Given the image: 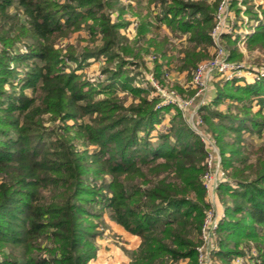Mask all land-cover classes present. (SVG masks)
Listing matches in <instances>:
<instances>
[{"label": "trees", "instance_id": "trees-1", "mask_svg": "<svg viewBox=\"0 0 264 264\" xmlns=\"http://www.w3.org/2000/svg\"><path fill=\"white\" fill-rule=\"evenodd\" d=\"M150 2L158 13L142 19L137 30L148 44L145 51L166 54L168 37L160 34L165 24L176 36L188 35L179 52L181 70L209 56L216 1ZM109 4L0 0V264H88L105 228L104 212L140 238L137 259L123 264H197L198 235L208 208L201 182L206 147L179 112L165 130L156 129L164 117V107H156L159 97L148 91L139 96L142 91L130 86L132 77L121 78L124 65H136L124 58H140L142 47L121 35L126 23H112ZM79 30L86 32V45L57 46L59 38ZM147 31L154 36L145 40ZM25 38L27 53H12L9 48ZM247 40L251 47L264 48V22ZM100 55L107 64L99 72L105 79L93 85L80 71L90 59L99 62ZM114 60L118 65L111 67ZM13 62L25 66L19 82L10 68ZM72 62L76 65L70 69ZM227 82L228 89L217 86V97L199 115L219 147L226 173L217 187L229 201L223 200L216 254L231 264L253 244L256 264H264V77L245 86ZM6 83L13 88L10 94L1 87ZM120 87L129 88L139 102L125 106L116 94ZM224 98L230 101L219 109ZM45 115L59 125L46 131ZM227 131L258 135L262 143L254 161L234 149L225 157ZM76 141L94 150L80 151Z\"/></svg>", "mask_w": 264, "mask_h": 264}, {"label": "rangeland", "instance_id": "rangeland-1", "mask_svg": "<svg viewBox=\"0 0 264 264\" xmlns=\"http://www.w3.org/2000/svg\"><path fill=\"white\" fill-rule=\"evenodd\" d=\"M150 1L151 0H110L109 15L112 23H126L119 29V32L121 33V35L124 36L126 40H128V42L138 40V45L142 47V49L139 50L137 55V57L140 58H124L126 61H128V63L132 62L136 65H124V70L121 74V78L125 77L126 75L132 77L130 86L133 89H138L142 91L139 96H144V92L148 91V95L157 96L160 99L161 97L158 96L159 94L156 93L153 84H151V82L148 80L149 77H152L162 91L173 92L185 101L186 104L181 107L177 106L176 104L163 106L164 117L162 118V122L158 126H156V129L165 130L164 125L170 123L171 118L173 116H176L177 112H179L183 119L186 121V123L189 125V127L194 130L195 133L199 134L200 137L202 135H205V137L207 136V138L212 141L210 147L211 161L209 166L206 165V171H210L211 173H213L214 171H217V169L222 168L221 154L217 143L209 135L210 133L203 131L205 130L204 128H206V126L200 120L199 115L204 113V111H200V108L203 105L210 104V102H212V100L217 97V86H219L221 91H226L228 88L225 84L228 82L223 79H216L215 77H212L211 81L208 83V87L206 88V90L201 91L199 94H197V88L194 87V85L192 84V74L195 70V67L186 70L180 69V59L182 57V53L179 52L185 48L186 39L188 35L183 34L181 37L176 36L175 34L169 32V29L166 28L165 24H161L160 34L161 36L166 35L168 37L169 49L167 50L166 54L163 56L159 52L155 54V50H153V48H150V52L145 51L148 44L144 43V41L139 39L137 30L142 19H147L149 16L153 18L152 16H154L155 13L158 11L157 8L154 7L153 2ZM215 1L218 5L219 0H207V2L210 4H214ZM14 9L15 8H9L8 11L13 12ZM229 13L230 20L234 21V30L232 33L225 35H230L231 39L230 41H228L225 37H222V35L219 38V42L223 44V47L226 50L229 60L231 62L241 63L250 69H264V48L251 47L248 45L247 40V36L251 35L254 32V29H256L257 25L261 22H264V0H234L231 2ZM153 33V31H147L145 40H148L149 38L153 37ZM85 38H87L85 30H79L77 32L71 33L68 37H64L61 39L59 38V44L57 46L65 47L67 43H76L77 41H79L81 45H86L87 40H85ZM160 40L161 37L158 38L157 42H159ZM121 43L123 44V46H125L126 44V42L124 41H122ZM27 44H30L28 38L21 39L18 40L17 43L9 49L12 51V53L18 52L24 54L27 53L29 48ZM1 50L2 46L0 44V51ZM208 50L210 53L209 56L199 62L208 60L212 57L211 55H213L214 51L213 47L211 48V50ZM103 59L104 56L100 55L99 62L90 59L88 60V65H86L85 63V65L81 67L82 69L80 73L84 75V79L89 80L93 83V85H98L99 83H101L102 80L105 79V75L101 77L99 73L101 69L105 67V65H107L103 63ZM159 63H163L162 67L156 66L159 65ZM75 65L76 63L72 62L71 67L69 68L73 69ZM117 65L118 60H114L111 67H115ZM10 68L13 71L16 70V76L14 75V77L15 81L19 82L24 73V64H16L13 62L10 64ZM245 77L246 78H244L243 81L238 80L234 82L235 85L245 86L247 84H253L254 82L259 81L261 78H263L264 75L259 76V79H257L252 74L245 73ZM1 87L8 94L13 91L12 86L7 83ZM15 89L18 90L19 86L17 85ZM25 94L30 95L31 89H27L25 91ZM116 94L118 95V97L123 99L125 106L130 105L132 102L138 103L140 100L139 96H135L130 93L129 88L120 87L117 89ZM99 96L101 97L102 95ZM229 101L230 100L224 98L223 101L218 104V108L224 109L226 103H229ZM252 108L254 111L259 108L255 101L253 102ZM49 117V115H45L43 117L44 126L47 129L46 131H51L55 127V125H59L58 121H53ZM67 124L71 125L73 124V121L69 120L67 121ZM5 129L9 131L10 135L13 134L12 128L7 127ZM156 131H154L153 134H155ZM222 138L227 147L224 151L225 157H228V155L230 154V149H234L238 154L247 156L248 162L254 161V150L257 147L261 146L262 143V140L258 137V135L246 132H241L240 134H238L232 131H227ZM49 139L50 137L46 136L44 138V142H48ZM76 143L78 145L77 149L80 151L85 149L91 153L94 150V146H82L77 141ZM230 143L234 144L227 145ZM205 160L206 158L203 161L204 163ZM233 161L236 163V158ZM104 177L108 181L109 176L105 175ZM88 178L92 179L93 175L89 174ZM100 180L101 179L97 181L98 184L100 183ZM224 199L229 201V198L226 196V194L219 193L218 189L213 190L211 193H207V191L205 190V202L208 204V208L211 206V204H213L212 206L217 211H220V209L223 210ZM207 209L205 210L207 211ZM223 217L224 212L222 218ZM100 219L103 221L104 227L105 223L110 220L106 212L101 215ZM104 230L102 235L104 234ZM114 240L116 241V244L119 245L122 252L125 253V255H127L128 257L133 256L134 250H132V248L134 247L131 245L132 243H130L129 245L127 243V245L124 246V244L122 245L123 242L119 239L114 238ZM246 248L256 250V247L253 244H250L249 247ZM8 251V248H4L5 253H8ZM196 256L198 258L197 252ZM214 257L215 261L219 264H225L220 259V257H218L217 254H215ZM0 258H2V253H0ZM186 263L187 260L181 261V264Z\"/></svg>", "mask_w": 264, "mask_h": 264}, {"label": "built area", "instance_id": "built-area-1", "mask_svg": "<svg viewBox=\"0 0 264 264\" xmlns=\"http://www.w3.org/2000/svg\"><path fill=\"white\" fill-rule=\"evenodd\" d=\"M232 1L234 0L218 1L215 12V24L210 32L213 42L212 47L214 49L213 55L210 59L199 62L192 74V84L197 88V94L206 90L212 77L236 82L238 80L243 81V79L246 78L245 73L252 74L257 79H259V76L264 75V69H250L241 63L231 62L223 44L219 42L221 35L232 33L234 30V21L230 20L229 13ZM148 80L153 84L156 93L159 94L158 96L161 97L160 102L156 106L157 108L171 104H176L181 107L186 104L185 101L175 93L162 91L152 77H149ZM202 136L201 141L204 143L207 150V157L204 164L205 166H209L211 161L210 147L212 141H210L207 136ZM225 180L226 174L222 168L217 169V171L213 173L205 171L201 178L202 185L207 193L216 190L218 185ZM212 205L213 204L205 211L199 230L198 244L196 246V252L198 254L197 264H219L215 261L214 255L216 254L218 242L217 229L223 216V210L220 209V211H217ZM258 262V252L255 249H245L244 254L235 257L231 264H256Z\"/></svg>", "mask_w": 264, "mask_h": 264}, {"label": "crops", "instance_id": "crops-1", "mask_svg": "<svg viewBox=\"0 0 264 264\" xmlns=\"http://www.w3.org/2000/svg\"><path fill=\"white\" fill-rule=\"evenodd\" d=\"M211 48L209 49L211 50ZM104 229V234L98 239L96 256L88 262L89 264H123L137 259L140 249V238L138 236H132L112 220H108L105 223ZM114 238L122 241V245L124 244V246L127 243L128 245L132 243L131 245L136 250L133 256L128 257L125 255L119 245L116 244Z\"/></svg>", "mask_w": 264, "mask_h": 264}]
</instances>
